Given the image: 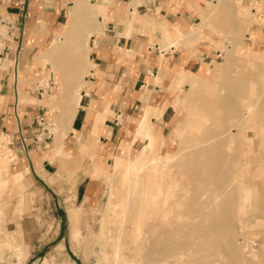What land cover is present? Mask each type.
Masks as SVG:
<instances>
[{
	"label": "rangeland",
	"instance_id": "374dc122",
	"mask_svg": "<svg viewBox=\"0 0 264 264\" xmlns=\"http://www.w3.org/2000/svg\"><path fill=\"white\" fill-rule=\"evenodd\" d=\"M89 1L84 0V3ZM80 9L81 6L76 3L68 18L77 22V26L74 28L72 23L65 24L61 31L62 39L72 36L73 42L79 44L63 50L61 40L51 53L53 57L60 56L52 64H55L56 75L63 74L65 84L60 85L55 79L56 86L51 88L49 94L45 93L42 101L48 105L53 117L54 125L49 126L51 130L53 128V137L49 142L53 141L58 127L64 133L65 125L60 127L58 116L66 111L65 106L77 104L81 98V85L77 86L80 74L65 69L76 64L77 60L79 66L86 62L90 67V49L86 41L89 27L96 24L98 18L87 11L80 13ZM182 36L185 45L201 47L205 55L187 81L178 82V93L181 95L165 135H154L149 140L148 144L151 145L145 160L141 157L145 154L142 149L148 144L143 141L133 147L132 154L125 157L127 161H132L124 169L115 170L121 157L118 153L117 156L104 157L102 167L106 171L90 174L98 178L94 193L96 202H76L78 183L75 172L69 173L56 191L47 187L46 195L58 197L63 212L55 218L49 214V219L40 221L42 235L34 247H39V250H34V256L30 255L13 231L14 225L8 226L16 214L14 205L20 188L14 175L16 164L11 161L13 157L7 141L0 137V164L8 163L7 169H0V264H264V98L259 100L252 115L243 120L241 115L247 104L244 101L248 102V99L239 85L228 87L229 79L236 82L246 80L251 88L264 86V0H212L201 11L200 21ZM228 44L233 48L230 55L236 59L233 65L236 63L238 69L236 65L233 67L226 62ZM62 52L66 53V61ZM69 54L73 57L71 61ZM210 62L215 66V71L210 69ZM218 70L221 73H215ZM244 72L248 73L246 79ZM199 76L206 81L203 77L200 80ZM195 77L199 79L197 82ZM70 83H76L74 90L68 89L72 88ZM186 83L188 86H185ZM207 83H210L209 86ZM227 95L230 99L234 97L232 102ZM229 128H234L235 134L227 132ZM225 133L229 134L223 135ZM219 146L225 147L219 151ZM176 155L179 157L173 159ZM60 156L64 158L63 154ZM198 158L203 159L202 163L205 164H197ZM223 160L225 162H221ZM214 170L218 173L217 177L205 179ZM36 173L42 176L39 171ZM3 180L7 183L3 184ZM226 194H230L229 198ZM216 196L220 197L219 200ZM47 206L56 210L53 200L45 208ZM159 223L169 232L172 230L168 237L180 244L157 261L156 256L144 259L148 246H152L150 240L155 239L149 225ZM212 223L218 224L221 229L212 228ZM197 227L201 228L198 230ZM118 230L122 232L119 240ZM184 239L188 241L187 244H182ZM117 250L119 258L116 256Z\"/></svg>",
	"mask_w": 264,
	"mask_h": 264
},
{
	"label": "crops",
	"instance_id": "0c3cea01",
	"mask_svg": "<svg viewBox=\"0 0 264 264\" xmlns=\"http://www.w3.org/2000/svg\"><path fill=\"white\" fill-rule=\"evenodd\" d=\"M211 1L90 0L85 4L76 0L80 13L93 14L90 7L96 6L93 12L98 20L89 27L86 41L90 67L86 62L79 66L77 60L65 69L80 74L76 83L81 85V98L68 105L75 107L70 116L67 111L58 116L64 133L58 127L49 142L53 117L42 101L56 86L55 79L65 84L52 64L60 56L51 53L61 40L63 50L79 44L72 36L61 38L65 24L77 26L68 20L76 3L0 0V137L7 141L20 188L16 214L8 226L14 225L31 256L39 250L34 247L42 235L40 221L63 212L60 199L46 195L47 187L56 191L75 172L76 202H96L98 178L90 174L106 171L104 157L118 153L115 170L124 169L132 161L125 157L133 147L143 141L148 144L154 135H165L181 95L178 82L187 81L205 55L201 47L185 45L182 34L200 21L201 11ZM75 84L68 89L74 90ZM7 165L1 163L0 169ZM52 200L57 211L45 208Z\"/></svg>",
	"mask_w": 264,
	"mask_h": 264
},
{
	"label": "bare ground",
	"instance_id": "6f19581e",
	"mask_svg": "<svg viewBox=\"0 0 264 264\" xmlns=\"http://www.w3.org/2000/svg\"><path fill=\"white\" fill-rule=\"evenodd\" d=\"M228 1V0H227ZM222 2V1H221ZM230 3V2H229ZM91 4V3H90ZM222 5V4H221ZM220 5V6H221ZM223 6V5H222ZM219 7V6H218ZM91 9H92V13L94 14V10H95V8H96V6L95 5H91V7H90ZM224 8V7H223ZM94 11V12H93ZM91 13V12H90ZM220 13V12H219ZM231 15H232V13H231ZM233 16H234V14H233ZM245 19V18H244ZM238 20V19H237ZM239 21V20H238ZM241 21V20H240ZM245 21V20H244ZM247 22V21H246ZM246 24V23H245ZM218 25V24H217ZM223 26H224V24H223ZM245 27H247V26H245ZM245 27H244V29H245ZM250 27V26H249ZM232 29V31H233V28H231ZM249 31V30H248ZM229 33V32H228ZM233 33V32H232ZM234 35V34H233ZM245 35V34H244ZM89 38V37H88ZM176 43V42H175ZM175 43H174V45H175ZM177 46V45H176ZM225 47H226V45H225ZM228 53H227V58H226V62L228 61L229 63H230V65H233L234 64V62H235V60L236 59H234L231 55H230V53L232 52V50H233V48H232V46H230L229 44H228ZM227 52V51H226ZM221 53V52H220ZM212 62V61H211ZM211 62H210V65H212L211 64ZM238 62H240V61H238ZM238 62H237V64H238ZM235 65H236V63H235ZM235 65H233V67L235 66ZM242 65H243V63H242ZM231 67V66H230ZM233 67H232V69H233ZM238 67H239V69L241 68L239 65H238ZM220 68V67H219ZM235 68H237V65H236V67ZM210 69H212L213 71H215V66H213L212 65V67L210 68ZM231 69V70H232ZM238 69V68H237ZM220 70V69H219ZM219 70L218 71H216L215 73H221V72H219ZM236 70V69H235ZM235 70H233V71H235ZM243 71V70H242ZM236 75H237V72H234ZM212 74H213V72H212ZM233 74V73H232ZM241 74V73H240ZM244 74V78L246 79V76H248V73L247 72H244L243 73ZM243 74H242V76H243ZM250 74V73H249ZM202 75H204V74H202ZM225 75V74H224ZM197 76V75H196ZM200 77V80H201V78L203 77V76H199ZM198 77V78H199ZM215 77V76H214ZM237 77V76H236ZM235 77V78H236ZM196 78V77H195ZM239 78V77H238ZM196 80V82L199 80H197V78L195 79ZM203 80H205L204 79V77H203ZM206 81V80H205ZM204 82V81H203ZM252 82V81H251ZM206 82H204V84H205ZM227 83V82H226ZM255 83V82H254ZM191 84V83H190ZM208 84V83H207ZM210 84V83H209ZM209 84H208V86H209ZM239 85V87H240V90L243 92V95L244 96H246L247 97V99H248V102L245 100L244 101V103L246 102L247 104H246V106H244L245 107V111H243L242 112V115H241V119H243L244 120V118H246L247 116H251L252 115V113L255 111V109L257 108V106H258V104H259V100L261 101V99L262 98H264V86L263 87H260V88H254L253 86H252V88L251 87H249L248 86V84H247V82H246V80H242V81H239V82H236L235 80H231V79H229V81H228V87H230V86H234V85ZM195 85H196V83H195ZM208 86H206L207 88H208ZM211 86V85H210ZM227 86V85H226ZM214 87V86H213ZM191 88H192V84H191ZM215 88V87H214ZM236 88V87H235ZM210 88H208V90H209ZM229 89V88H228ZM237 89V88H236ZM228 91V90H227ZM194 92V91H193ZM229 92V91H228ZM231 92V91H230ZM214 93V92H213ZM205 94H206V92H205ZM217 94V93H216ZM227 97L229 98V100H231L230 102H232V99L234 98L233 96V98H231L230 99V97L227 95ZM216 99H217V97H215ZM237 98H239V97H237ZM252 98V99H251ZM202 100H204V99H202ZM225 101V100H224ZM223 101V102H224ZM238 102V101H237ZM236 103V102H235ZM232 104V103H231ZM236 105V104H235ZM245 105V104H244ZM232 105H230V107H231ZM234 106V105H233ZM262 107H264V104H263V106ZM74 108L75 107H72V106H68L67 107V112H65V115H67V116H70L72 113H73V111H74ZM232 108H230V110H231ZM260 109V108H259ZM202 110V109H201ZM203 110H205V109H203ZM230 110L228 109L227 111H229L230 112ZM204 112V111H203ZM224 111H222V113H223ZM202 113V112H201ZM62 115H63V113H62ZM231 115V114H230ZM62 117V116H61ZM233 117H234V115H233ZM233 117H232V119H233ZM235 118H236V116H235ZM248 118V117H247ZM66 119V118H65ZM231 119V120H232ZM250 119V118H249ZM238 120H240V118L238 119ZM237 120V121H238ZM243 120H242V122H243ZM247 120V119H246ZM248 121V120H247ZM253 121V120H252ZM241 122V121H240ZM241 122V123H242ZM237 123H239V121L237 122ZM236 123V124H237ZM245 123V122H244ZM255 123V122H254ZM203 124H205V123H203ZM208 124V123H207ZM240 124V123H239ZM231 125V124H230ZM229 125V126H230ZM221 126H222V124H221ZM237 126V125H236ZM243 126H245V125H243ZM233 127V126H232ZM246 127V126H245ZM244 128V127H243ZM204 132H206V131H204ZM223 132H225V131H223ZM227 132H230V133H233V134H235V129L234 128H229V130L227 131ZM227 134H229V133H227ZM226 133L225 134H223V135H227ZM222 135V136H223ZM206 136V135H205ZM208 136V138H209V135H207ZM221 136V137H222ZM229 136V135H228ZM237 136V135H236ZM204 137V136H203ZM238 137V136H237ZM219 138V137H218ZM225 138V137H224ZM239 138V137H238ZM238 138H236V140L238 139ZM215 139V138H214ZM236 140H235V142H236ZM214 141V140H213ZM221 141H222V139H221ZM221 141H218V142H221ZM194 142H195V140H194ZM210 142V141H209ZM208 142V143H209ZM226 142H223V144H225ZM196 144H198V143H196ZM195 144V145H196ZM203 144H206V143H203ZM203 144H201V145H203ZM184 145H185V143H184ZM192 145V144H191ZM190 146V145H189ZM197 146H199V145H197ZM195 147V146H194ZM193 147V148H194ZM220 147V149H218L219 151L222 149V148H224V147H221V146H219ZM254 147V146H253ZM187 148V147H186ZM255 149V148H254ZM187 150V149H186ZM185 150V151H186ZM217 150V151H218ZM223 150V149H222ZM225 150V149H224ZM184 151V150H183ZM188 151V150H187ZM215 151V153H217L216 152V150H214ZM147 152H148V145H147V147H145V149H144V151H143V154L144 155H142L141 157H142V159L143 160H145V159H147L148 157H147ZM212 151H210L209 153H211ZM264 152V151H263ZM191 153V152H190ZM224 153H226V150L224 151ZM258 153V152H257ZM180 154H182V153H180ZM179 154V155H180ZM212 154H213V152H212ZM218 154V153H217ZM219 154H222V153H220L219 152ZM209 155V154H208ZM177 156L178 155H176L173 159H177ZM257 156V155H256ZM179 157V156H178ZM186 157V156H185ZM213 157V156H212ZM215 157V156H214ZM180 158H182V157H180ZM207 158V157H206ZM220 158V157H219ZM225 158V157H224ZM226 158H228V156L226 157ZM225 158V159H226ZM230 158V157H229ZM223 159V158H222ZM166 160V159H165ZM184 160V159H183ZM198 160V163L197 164H205V163H202V160L203 159H197ZM219 160H221V159H219ZM164 161V160H163ZM230 161V160H229ZM256 161V160H255ZM165 162V161H164ZM219 162V161H218ZM221 162H225L224 160L223 161H221ZM213 164H214V162H213ZM212 164V165H213ZM224 163H222V165H223ZM227 164V163H226ZM225 164V165H226ZM228 164H230V163H228ZM185 165V164H184ZM222 165H221V167H222ZM238 165V164H237ZM249 165V164H248ZM254 165V164H253ZM224 167V166H223ZM225 168V167H224ZM247 168V167H246ZM203 169H205L204 167H203ZM208 169V168H207ZM222 169V168H221ZM230 169V168H229ZM208 170H211V169H208ZM223 171H224V169H222ZM232 170V169H231ZM213 171V170H212ZM212 171H210L209 172V175H207V176H205V179H208V180H212V179H215V177H217V171H216V173H215V170H214V172L212 173ZM185 172V171H184ZM220 173H221V171H220ZM225 173V172H224ZM229 173V172H228ZM228 173H226V175L228 174ZM189 175V174H188ZM222 175H223V173H222ZM222 175H220V177L222 176ZM224 176V175H223ZM239 176V175H238ZM204 177V174H203V176H202V178ZM226 177V176H225ZM241 177V176H240ZM221 178H224V177H221ZM235 178H237L236 176H235ZM227 180H229V179H227ZM222 181H223V179H222ZM225 182H227V181H225ZM219 183H220V181H219ZM223 184V183H222ZM250 184V183H249ZM213 185V184H212ZM225 185V184H224ZM227 185V184H226ZM206 186V185H205ZM213 187V186H212ZM220 187H222V186H220ZM210 189V188H209ZM223 189V188H222ZM224 190H225V188H224ZM223 190V191H224ZM230 190V189H229ZM209 191V190H208ZM227 191V190H226ZM226 191H224L225 193H226ZM222 192V190H220V193ZM223 192V193H224ZM227 192H229V191H227ZM224 193V194H225ZM233 193V192H232ZM196 194V193H195ZM224 194H222L223 195V197H224ZM215 195V194H214ZM227 195V194H226ZM204 196H205V194H204ZM219 196V195H218ZM228 196V195H227ZM229 196H230V194H229ZM229 196H228V198H229ZM231 196H232V194H231ZM205 197H207V196H205ZM205 197H203L201 200H203ZM213 197V196H212ZM226 197V196H225ZM224 197V198H225ZM180 198V197H179ZM216 198L219 200V198L216 196ZM214 199V198H213ZM227 199V198H226ZM225 199V200H226ZM200 200V201H201ZM208 200H210V199H208ZM221 200H222V196H221ZM220 200V201H221ZM224 200V199H223ZM224 200V201H225ZM187 202V201H186ZM209 202V201H208ZM218 202V201H217ZM216 202V203H217ZM200 203V202H199ZM188 204H189V202H188ZM224 204V203H223ZM196 205V204H195ZM212 205H214V204H212ZM197 206H198V204H197ZM203 207V206H202ZM204 207H205V205H204ZM203 207V208H204ZM211 207V206H210ZM209 207V208H210ZM127 208H129V205H128V207ZM209 208L208 209H206V210H209ZM213 208V207H212ZM197 209V208H196ZM198 209L200 210V207L198 206ZM197 209V210H198ZM128 210V209H127ZM127 210L125 211V213L127 214L128 212H127ZM195 210V209H194ZM220 211V210H219ZM205 212H207V211H205ZM223 213V212H222ZM227 214H228V212H227ZM229 214H230V212H229ZM204 215H209V214H205L204 213ZM218 215V214H217ZM126 218V217H125ZM199 219H201V218H199ZM203 219V218H202ZM206 220V219H205ZM236 220V219H235ZM188 221V220H187ZM233 221V220H232ZM200 222V221H199ZM194 223V222H193ZM201 223V222H200ZM164 224V223H163ZM202 224V223H201ZM178 225H180V224H178ZM178 225H177V227H178ZM196 225V224H195ZM149 226H151V230H152V232H150V233H153L154 234V238L155 239H152V240H150V242H149V240H148V242H149V244L151 243V247L149 248V246H148V249L149 250H147V252H148V254L146 253V258H144V259H148V258H152V257H158V258H156V261H157V259L159 260L160 259V257L161 256H163V255H167L168 253H170V252H172V250L173 249H175L176 247H178L179 246V242H177V241H174L172 238H170V237H168V235H169V233L172 231H170L169 232V230L168 229H166L162 224H154V225H149ZM185 226V225H184ZM211 226H212V228H214V229H221L220 227H219V225L218 224H215V223H212L211 224ZM189 227H191V225H189ZM188 227V228H189ZM223 227H225V225L223 226ZM178 228H180V227H178ZM185 228V227H184ZM201 228V227H200ZM199 227H197L196 229H200ZM120 229H121V227H120ZM187 229V228H186ZM194 229H195V227H194ZM192 230V229H191ZM127 231V230H126ZM149 231V230H148ZM182 231V230H181ZM186 231V230H185ZM187 231H189V230H187ZM206 231V230H205ZM235 231V230H234ZM126 233H128V232H126ZM148 233V232H147ZM149 233V234H150ZM179 233V232H178ZM192 233V232H191ZM118 237H117V239L119 240L120 239V234H122V232L120 233L119 232V230H118ZM149 234H148V236L147 237H149ZM180 234H182V233H180ZM179 234V235H180ZM128 235V234H127ZM146 236H145V238H146ZM177 237V236H176ZM128 239V238H127ZM147 239V238H146ZM146 239H145V241L144 242H146ZM149 239H151V237L149 238ZM154 240V241H153ZM245 241V240H244ZM188 243V241L187 240H183L182 241V244H187ZM119 244H121V242L120 243H118L117 245H118V249L120 248V246H119ZM144 245H146V244H144ZM209 245V244H208ZM143 246V245H142ZM147 247V246H146ZM233 249H235V248H233ZM241 251V250H240ZM245 253V252H244ZM117 255V258H119V255L118 254H120L119 253V250H117V253H116ZM242 254V253H241ZM246 255V254H245ZM148 257V258H147ZM116 258V257H115ZM121 259V258H120ZM123 259V258H122ZM143 259V260H144ZM119 260V259H118ZM117 260V261H118ZM149 260V259H148ZM148 260H144V261H148ZM153 260V259H152ZM150 262V261H149ZM145 263V262H144ZM148 263V262H147Z\"/></svg>",
	"mask_w": 264,
	"mask_h": 264
}]
</instances>
